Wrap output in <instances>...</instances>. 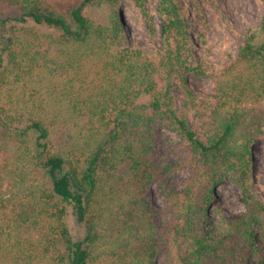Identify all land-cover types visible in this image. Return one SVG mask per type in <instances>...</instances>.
<instances>
[{
    "label": "trees",
    "instance_id": "1",
    "mask_svg": "<svg viewBox=\"0 0 264 264\" xmlns=\"http://www.w3.org/2000/svg\"><path fill=\"white\" fill-rule=\"evenodd\" d=\"M120 2L0 0V264H157L163 251L173 264H264V201L250 166L264 124V14L199 97L188 74L205 75L207 64L193 62L181 0H159L157 51L124 40ZM161 128L188 152L158 158ZM183 167L193 175L177 190ZM156 180L166 223L154 213ZM225 180L246 209L232 217L217 209L207 227Z\"/></svg>",
    "mask_w": 264,
    "mask_h": 264
},
{
    "label": "rangeland",
    "instance_id": "2",
    "mask_svg": "<svg viewBox=\"0 0 264 264\" xmlns=\"http://www.w3.org/2000/svg\"><path fill=\"white\" fill-rule=\"evenodd\" d=\"M119 9L122 14L118 17L121 23L124 40H128L136 47L150 48L157 51L163 46L162 26L164 15L159 11V0H144L139 6L136 0H120ZM185 9V17L190 23L188 49L193 55V62L199 64L204 58L207 73L198 75L188 74V83L199 97L212 92L215 85L213 74L221 71L232 57L239 53V47L245 42L247 32L260 25L264 14L262 0H181ZM108 9H99L92 15L97 21H104ZM150 24L155 32L150 30ZM177 102L182 112H186L192 125L201 133L196 113L184 109V99L178 89ZM188 152V147L181 143V138L168 128L159 131L156 156L166 155L168 159H176ZM251 186L253 192L264 201V124L258 129L251 144ZM193 175L189 167L179 169L175 174L174 187L182 189L185 178ZM164 181H169L166 177ZM154 213L159 223H163L169 214V204L162 190L160 181L152 184L151 193ZM220 209L224 214L232 217L240 215L245 209L240 188L231 180L221 182L213 192V203L207 211L206 225L210 227L213 214ZM68 222L76 240L85 236L84 226L76 220L71 210ZM166 223V222H164ZM256 237L261 240V234ZM257 240L259 243L260 241ZM261 244V243H260ZM250 261L258 260L249 253ZM157 264H173L167 253L163 251Z\"/></svg>",
    "mask_w": 264,
    "mask_h": 264
}]
</instances>
